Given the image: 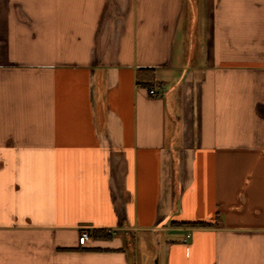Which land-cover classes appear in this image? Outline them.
I'll return each mask as SVG.
<instances>
[{
  "label": "crops",
  "instance_id": "1",
  "mask_svg": "<svg viewBox=\"0 0 264 264\" xmlns=\"http://www.w3.org/2000/svg\"><path fill=\"white\" fill-rule=\"evenodd\" d=\"M126 232L264 264V0H0V264H138Z\"/></svg>",
  "mask_w": 264,
  "mask_h": 264
},
{
  "label": "rangeland",
  "instance_id": "2",
  "mask_svg": "<svg viewBox=\"0 0 264 264\" xmlns=\"http://www.w3.org/2000/svg\"><path fill=\"white\" fill-rule=\"evenodd\" d=\"M126 233L128 234L124 236V246L129 254V257L133 260L134 258L135 260H138V264H155L154 254L157 250L156 248H154L155 242H151V236H147V238L143 239V242H141L139 240L142 237L140 233L138 234V236L133 234V232H131V234H129L130 232ZM163 246L164 245L161 244L160 258L163 256Z\"/></svg>",
  "mask_w": 264,
  "mask_h": 264
},
{
  "label": "built area",
  "instance_id": "3",
  "mask_svg": "<svg viewBox=\"0 0 264 264\" xmlns=\"http://www.w3.org/2000/svg\"><path fill=\"white\" fill-rule=\"evenodd\" d=\"M149 93L150 94H153L154 91L153 90H150ZM90 236H91V233H90L89 230H87V229L81 230L80 233H79V236H78V244L81 245V246L82 245H85L89 241ZM189 237H190V235L187 234L185 236V240L188 239Z\"/></svg>",
  "mask_w": 264,
  "mask_h": 264
},
{
  "label": "trees",
  "instance_id": "4",
  "mask_svg": "<svg viewBox=\"0 0 264 264\" xmlns=\"http://www.w3.org/2000/svg\"><path fill=\"white\" fill-rule=\"evenodd\" d=\"M189 226H192V227H208L209 225L199 222V223H191V224H189Z\"/></svg>",
  "mask_w": 264,
  "mask_h": 264
},
{
  "label": "water",
  "instance_id": "5",
  "mask_svg": "<svg viewBox=\"0 0 264 264\" xmlns=\"http://www.w3.org/2000/svg\"><path fill=\"white\" fill-rule=\"evenodd\" d=\"M155 264H156V260H155Z\"/></svg>",
  "mask_w": 264,
  "mask_h": 264
}]
</instances>
